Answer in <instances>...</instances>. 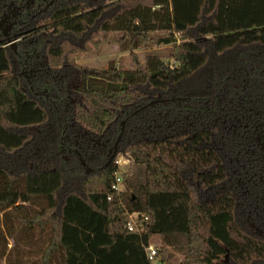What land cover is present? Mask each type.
<instances>
[{
	"label": "trees",
	"instance_id": "trees-1",
	"mask_svg": "<svg viewBox=\"0 0 264 264\" xmlns=\"http://www.w3.org/2000/svg\"><path fill=\"white\" fill-rule=\"evenodd\" d=\"M48 1L14 50L0 30V264H148L153 236L165 264H264V158L245 153L264 130V0ZM154 33L172 66L71 60L101 35L132 52Z\"/></svg>",
	"mask_w": 264,
	"mask_h": 264
},
{
	"label": "rangeland",
	"instance_id": "rangeland-1",
	"mask_svg": "<svg viewBox=\"0 0 264 264\" xmlns=\"http://www.w3.org/2000/svg\"><path fill=\"white\" fill-rule=\"evenodd\" d=\"M7 24L1 23V28L5 29ZM162 33H154L151 35L152 43L148 47L138 48L132 52L123 51L121 47L110 43L109 38L101 35L98 37V47H91V51L88 53H76L71 57V60L81 66L91 69L105 70L113 67L122 71H134L136 69L135 60L140 65H144L146 56L153 55L159 57L164 63L169 66L173 65V62L167 59L168 51L171 46L169 45H157L154 42L162 37ZM117 162V163H116ZM115 163L118 167L117 175L123 180L122 176L128 171L130 166V159L127 154H119L115 159ZM124 191V185L122 186ZM150 243L155 245H162V241L158 236H153L150 239ZM13 245L12 239H9L8 246ZM37 259L38 256L35 252H31V260ZM182 256L175 253L176 262L182 260ZM225 260V257H222ZM2 263H5L2 261Z\"/></svg>",
	"mask_w": 264,
	"mask_h": 264
},
{
	"label": "flooded vegetation",
	"instance_id": "flooded-vegetation-1",
	"mask_svg": "<svg viewBox=\"0 0 264 264\" xmlns=\"http://www.w3.org/2000/svg\"><path fill=\"white\" fill-rule=\"evenodd\" d=\"M36 1L37 0H10L8 3H6V11L3 12L2 16L0 17L1 33L5 31L8 34V37L14 35L12 31L15 28V24L24 21V17L31 13L32 4H34ZM40 1L44 6H48L51 3L48 0ZM1 23L7 24L5 29L1 28ZM248 143V149L245 152L246 154H249L250 156L257 155L264 158V130L252 136ZM253 150H256L255 154H252Z\"/></svg>",
	"mask_w": 264,
	"mask_h": 264
},
{
	"label": "built area",
	"instance_id": "built-area-1",
	"mask_svg": "<svg viewBox=\"0 0 264 264\" xmlns=\"http://www.w3.org/2000/svg\"><path fill=\"white\" fill-rule=\"evenodd\" d=\"M117 163V162H116ZM123 180L117 175V172L114 174V182L110 187V195L108 200L111 198V195H119L123 192L122 190ZM148 222V216L141 212H127V224L126 229L134 233H143L146 231ZM161 245H155L149 243L145 246V257L148 264H165V259L160 253Z\"/></svg>",
	"mask_w": 264,
	"mask_h": 264
},
{
	"label": "water",
	"instance_id": "water-1",
	"mask_svg": "<svg viewBox=\"0 0 264 264\" xmlns=\"http://www.w3.org/2000/svg\"><path fill=\"white\" fill-rule=\"evenodd\" d=\"M2 33L6 37L7 45L10 46V48H12L14 50L15 49V44L18 41L17 36L16 35H13L12 38H10V37H8V34L5 31H3ZM154 103L155 102H150L149 105H152ZM139 111L140 110H137L133 114L135 115ZM125 123H126V120H124V121L121 122L120 134H119V136H118V138H117V140H116V142L114 144L113 152L110 155V157L108 158L107 162L104 164V166L109 165L114 160V158L116 156L117 146H118V144H119V142H120V140L122 138V135H123V132H124ZM79 162H80L81 166L85 169V173L86 174H89L90 172H92V170L85 165L84 161L82 160V158L80 156H79Z\"/></svg>",
	"mask_w": 264,
	"mask_h": 264
}]
</instances>
